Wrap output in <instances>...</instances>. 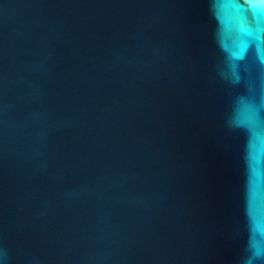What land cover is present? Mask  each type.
I'll use <instances>...</instances> for the list:
<instances>
[{
    "label": "water",
    "instance_id": "95a60500",
    "mask_svg": "<svg viewBox=\"0 0 264 264\" xmlns=\"http://www.w3.org/2000/svg\"><path fill=\"white\" fill-rule=\"evenodd\" d=\"M209 0H0L7 264H239L236 95Z\"/></svg>",
    "mask_w": 264,
    "mask_h": 264
},
{
    "label": "clouds",
    "instance_id": "9594fccd",
    "mask_svg": "<svg viewBox=\"0 0 264 264\" xmlns=\"http://www.w3.org/2000/svg\"><path fill=\"white\" fill-rule=\"evenodd\" d=\"M215 21L213 39L221 55L217 72L230 85H239L242 62L249 54L264 70V0H209ZM259 98L239 94L232 100L226 126L243 136L245 166L244 220L246 242L239 264H264V77ZM0 247V264H7Z\"/></svg>",
    "mask_w": 264,
    "mask_h": 264
}]
</instances>
